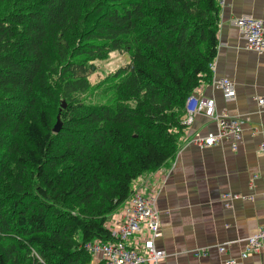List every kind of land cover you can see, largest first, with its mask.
Returning a JSON list of instances; mask_svg holds the SVG:
<instances>
[{
    "label": "trees",
    "instance_id": "16d2710c",
    "mask_svg": "<svg viewBox=\"0 0 264 264\" xmlns=\"http://www.w3.org/2000/svg\"><path fill=\"white\" fill-rule=\"evenodd\" d=\"M221 1L0 0V264H94L85 245L115 240L212 80ZM115 51L129 62L94 87Z\"/></svg>",
    "mask_w": 264,
    "mask_h": 264
},
{
    "label": "crops",
    "instance_id": "0c3cea01",
    "mask_svg": "<svg viewBox=\"0 0 264 264\" xmlns=\"http://www.w3.org/2000/svg\"><path fill=\"white\" fill-rule=\"evenodd\" d=\"M221 2L212 80L195 95L213 98L218 114L242 119L243 135L237 150L231 139L203 147L198 138L215 134L218 126L196 113L184 129L174 161L135 182L136 191L157 195L162 236L155 244L166 252L160 264H224L227 258L237 264H264V243L258 252L241 258L246 240L264 226V110L256 101L264 96V52L249 50L233 24L239 17L264 21V0ZM220 79L232 83L231 96L215 86ZM225 194L240 198L227 202ZM120 212L108 218L110 229L118 224ZM221 246L225 253L219 251ZM93 261L101 263V256H93Z\"/></svg>",
    "mask_w": 264,
    "mask_h": 264
},
{
    "label": "built area",
    "instance_id": "2783aa9c",
    "mask_svg": "<svg viewBox=\"0 0 264 264\" xmlns=\"http://www.w3.org/2000/svg\"><path fill=\"white\" fill-rule=\"evenodd\" d=\"M246 42L249 50L257 53L264 52V21L253 17H240L233 20ZM213 71V64H212ZM225 95L233 94V85L228 79H220L214 82ZM259 107L264 110V96L257 98ZM196 113H203L216 121L218 130L215 134H209L198 138L203 147H210L222 139H231L232 148L238 149V142L242 139L244 121L239 118H231L225 114L216 112V103L213 98L195 95L190 97L187 106L186 125H189ZM264 150V145L261 146ZM224 200L240 198L236 194H225ZM246 199V197H244ZM115 238L113 241L103 242L95 240L87 243L85 248L93 255L101 256V264H160L166 257V252L156 247L155 241L162 236L160 212L157 208V195L147 194L142 190L135 191L127 203L122 207L119 222L112 229ZM264 243V226L256 234L249 237L241 253L242 259L259 251ZM221 253L226 252V247L219 248ZM224 264H237L235 258H227Z\"/></svg>",
    "mask_w": 264,
    "mask_h": 264
},
{
    "label": "rangeland",
    "instance_id": "374dc122",
    "mask_svg": "<svg viewBox=\"0 0 264 264\" xmlns=\"http://www.w3.org/2000/svg\"><path fill=\"white\" fill-rule=\"evenodd\" d=\"M128 62L129 56L125 53L117 51L110 53L109 56L104 60L96 61L95 65L97 70L90 77L91 84L94 87L98 86L105 78L115 73L120 68L126 66ZM104 98H106V96ZM97 99H102V97H97Z\"/></svg>",
    "mask_w": 264,
    "mask_h": 264
},
{
    "label": "water",
    "instance_id": "95a60500",
    "mask_svg": "<svg viewBox=\"0 0 264 264\" xmlns=\"http://www.w3.org/2000/svg\"><path fill=\"white\" fill-rule=\"evenodd\" d=\"M65 107H66V103L63 102L62 108H65ZM61 128H62V122H61V116L59 115L57 118V123L55 124L54 129H53L54 133L58 134Z\"/></svg>",
    "mask_w": 264,
    "mask_h": 264
},
{
    "label": "bare ground",
    "instance_id": "6f19581e",
    "mask_svg": "<svg viewBox=\"0 0 264 264\" xmlns=\"http://www.w3.org/2000/svg\"><path fill=\"white\" fill-rule=\"evenodd\" d=\"M240 18V17H239ZM232 23V22H231ZM260 96V95H259Z\"/></svg>",
    "mask_w": 264,
    "mask_h": 264
}]
</instances>
